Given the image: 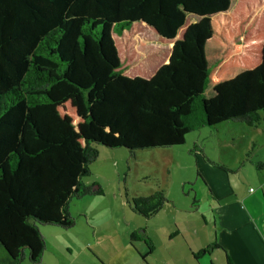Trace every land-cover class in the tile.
Wrapping results in <instances>:
<instances>
[{"label": "trees", "instance_id": "16d2710c", "mask_svg": "<svg viewBox=\"0 0 264 264\" xmlns=\"http://www.w3.org/2000/svg\"><path fill=\"white\" fill-rule=\"evenodd\" d=\"M263 108L264 0H0V264H40L37 225L68 229L70 199L100 194L97 145L171 147L196 115L256 126Z\"/></svg>", "mask_w": 264, "mask_h": 264}, {"label": "rangeland", "instance_id": "374dc122", "mask_svg": "<svg viewBox=\"0 0 264 264\" xmlns=\"http://www.w3.org/2000/svg\"><path fill=\"white\" fill-rule=\"evenodd\" d=\"M259 115L256 126L232 120L200 125L196 115L183 143L171 147L129 151L97 145L98 155L89 164L90 175L82 180L88 185L98 184L101 192L70 199L72 227L37 225L43 238L44 263L80 264L78 261L92 257L88 247L118 248L120 252H133L137 247L147 250L144 241L131 240L128 233H152L162 223L166 226L173 215L183 218L194 205L205 212L210 199L207 185L211 178L221 182L217 174L226 171L221 165L237 172L246 181V188L257 190L256 176L264 170L256 168L257 162L264 161V108ZM158 189L163 190L167 201L156 214L145 218L130 210L127 199ZM94 232L100 236L105 233L100 246L93 245ZM1 257L5 251L0 246ZM20 264L31 263L25 258Z\"/></svg>", "mask_w": 264, "mask_h": 264}, {"label": "crops", "instance_id": "0c3cea01", "mask_svg": "<svg viewBox=\"0 0 264 264\" xmlns=\"http://www.w3.org/2000/svg\"><path fill=\"white\" fill-rule=\"evenodd\" d=\"M217 177L221 182H215L211 178L207 185L210 199L205 212L199 210V205H194V209L185 211L187 215L183 218L173 215L166 226L162 223L152 233H128L135 234V240L139 242L147 238L152 246L151 251L140 247L135 248L133 252H120L118 248L99 247L94 250L88 247L92 257L78 262L264 264V170L256 176L257 190L246 188V181L241 179L237 172H219ZM93 235L96 241L93 245L100 246L103 243L101 241L105 239L102 238L105 233L100 236L94 232ZM211 244L213 247L208 252L196 255ZM104 249L106 251H103ZM40 264H46L42 256Z\"/></svg>", "mask_w": 264, "mask_h": 264}]
</instances>
